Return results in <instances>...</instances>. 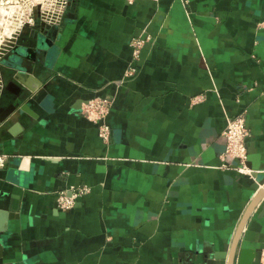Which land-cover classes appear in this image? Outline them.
Returning <instances> with one entry per match:
<instances>
[{
  "label": "crops",
  "instance_id": "obj_1",
  "mask_svg": "<svg viewBox=\"0 0 264 264\" xmlns=\"http://www.w3.org/2000/svg\"><path fill=\"white\" fill-rule=\"evenodd\" d=\"M262 21L264 0H68L39 22L20 42L34 59L15 58L25 70L1 61L0 213L14 217L0 264H223L209 255L231 246L264 177ZM134 36L149 40L125 78ZM95 95L112 98L108 142L80 112ZM239 114L251 175L222 167ZM81 185L61 211L57 193ZM263 202L239 236L252 264Z\"/></svg>",
  "mask_w": 264,
  "mask_h": 264
},
{
  "label": "built area",
  "instance_id": "obj_2",
  "mask_svg": "<svg viewBox=\"0 0 264 264\" xmlns=\"http://www.w3.org/2000/svg\"><path fill=\"white\" fill-rule=\"evenodd\" d=\"M134 1L126 0L127 4H132ZM67 4L68 0H0V101L4 89L2 59L11 53L13 48L20 44L22 38L29 35L39 22L58 23L63 18ZM260 24L264 25V21ZM148 40L149 36H134L130 39L132 57L124 73L125 78L137 73L138 68L135 62L139 61L141 49ZM111 104V97L95 95L82 103L80 111L84 118L97 125V134L104 142H108L111 137V128L106 121ZM247 133L243 114L227 119L223 131L225 148L221 158L223 161L230 160V163L224 162L222 167L233 168L240 173L251 175V170L247 166ZM1 164L2 158H0ZM89 191L90 187L87 185L59 191L56 195L57 207L61 211H68ZM260 264H264V251Z\"/></svg>",
  "mask_w": 264,
  "mask_h": 264
},
{
  "label": "water",
  "instance_id": "obj_3",
  "mask_svg": "<svg viewBox=\"0 0 264 264\" xmlns=\"http://www.w3.org/2000/svg\"><path fill=\"white\" fill-rule=\"evenodd\" d=\"M11 59H13V67L24 71L25 66L24 64L18 62L16 57L25 59H34L33 53L29 48L23 47V44H18L16 45L13 50L11 51ZM22 111H25V108H21ZM19 112H17L18 114ZM17 114L12 117V119H15L17 117ZM257 178V174L254 175ZM254 190L256 191L254 197L251 199L248 207L246 208V211L239 223V226L236 231V235L234 240L232 241V244L230 246V251L228 252L227 249L229 248L224 246V250L222 252H215L211 255H209L210 258H215L218 260H221L223 264H252L254 258H255V249L251 247L247 248H241L239 249V236L241 234V231L243 227L245 226L250 214L252 213L253 209L256 207V205L264 198V177L257 179L253 186ZM10 213H0V222H4L5 220L12 219L14 215L12 214V210H14L12 207H9ZM261 215H258L257 217L260 218L263 213H264V202L261 205ZM252 225H254L256 228L259 229L260 224L256 221L253 220ZM0 224V235L2 234V225Z\"/></svg>",
  "mask_w": 264,
  "mask_h": 264
}]
</instances>
